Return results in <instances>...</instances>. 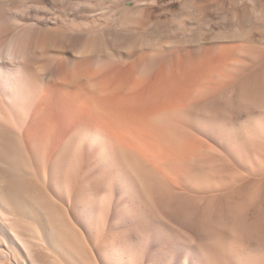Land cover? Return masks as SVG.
<instances>
[{"label": "bare ground", "instance_id": "1", "mask_svg": "<svg viewBox=\"0 0 264 264\" xmlns=\"http://www.w3.org/2000/svg\"><path fill=\"white\" fill-rule=\"evenodd\" d=\"M50 36L63 56L0 47V254L10 264H135L153 233L147 264H176L174 254L264 264V51L144 45L112 57L66 31ZM234 169L250 179L237 185ZM202 171H222L225 184L193 177Z\"/></svg>", "mask_w": 264, "mask_h": 264}, {"label": "rangeland", "instance_id": "2", "mask_svg": "<svg viewBox=\"0 0 264 264\" xmlns=\"http://www.w3.org/2000/svg\"><path fill=\"white\" fill-rule=\"evenodd\" d=\"M127 17L131 18L125 19ZM124 19L125 22L122 21ZM120 21L123 23L121 22V24ZM52 30L66 31L72 38L82 37L83 40H79L80 45L78 44V47L83 45L84 47L87 45L105 46V49L108 47L110 52L107 50V55H112V57H116L117 52L124 51L125 48L130 47L129 49L134 48L137 50L138 48H144L142 47L144 45L151 53L160 55L161 53L162 55L181 53L182 50L190 51L193 48L203 49L213 44L230 43L236 45L238 48L237 53L246 45L264 51V0H4V3H0V47L13 40L12 43L19 42V45L23 48L31 45L30 60L34 58L35 61H41L52 57L51 54L59 58V54L63 56V53H51L50 50L53 49L49 47L52 44L48 45V42L51 43L52 40L55 42L53 36H50ZM44 34L47 37L43 36ZM43 39H46L45 42H43ZM88 39L91 42H88ZM56 41V44H63L61 39ZM26 43L27 45H24ZM36 43L41 44L42 48L46 46L45 49L42 50L37 46V50L34 49L31 52L33 47H36ZM29 46L26 47L27 52ZM122 46L123 48H121ZM240 46L242 49H239ZM120 54L124 55V52ZM241 122L242 125H246L248 120L242 119ZM206 140L208 144H211L209 139ZM218 149L215 147L214 154L215 150V156L220 152L216 157L219 161H223V152H221V149L217 152ZM262 152H264V149H262ZM234 172H237L235 174L237 185L244 178L245 180L250 179L246 171L234 169ZM204 173L203 171L197 172L193 174V177L202 180L204 183L207 180L213 186L219 182V189L222 188V183L225 184V181L221 180V177L222 179L224 177L222 171L215 172L219 174L218 176L215 173L212 174L213 176ZM240 175H243V177L241 178ZM199 176L203 178L201 177V179ZM208 176L211 180L208 179ZM257 176L263 178L264 172H259ZM219 189L215 193L210 191L211 193H206L201 197L218 196L222 192ZM177 190L178 188H172L171 190L176 197V201L187 197V194L181 195L179 190L176 192ZM104 193L102 192L101 198H104L106 194ZM62 208L66 209L65 207ZM62 214L64 215V213ZM69 222L79 233L82 232V227L79 224H76L70 218ZM149 234L145 239L144 251L141 249L136 254L137 256L134 255L133 257L135 264H147L148 256L156 247L153 242V233ZM82 236L83 244L90 249L93 248L89 240L85 241V235ZM171 257V261L177 262L176 264L180 260L183 264L189 263V256L187 257V255L177 256L174 254ZM96 262L98 263L97 260ZM3 263L10 264V260L6 255L0 254V264Z\"/></svg>", "mask_w": 264, "mask_h": 264}]
</instances>
